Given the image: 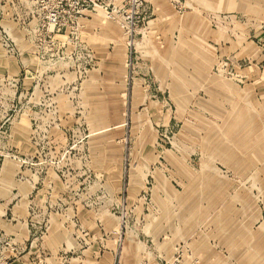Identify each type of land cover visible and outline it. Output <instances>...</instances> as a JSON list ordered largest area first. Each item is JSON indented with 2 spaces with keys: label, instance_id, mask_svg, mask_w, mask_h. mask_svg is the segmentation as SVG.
<instances>
[{
  "label": "rangeland",
  "instance_id": "374dc122",
  "mask_svg": "<svg viewBox=\"0 0 264 264\" xmlns=\"http://www.w3.org/2000/svg\"><path fill=\"white\" fill-rule=\"evenodd\" d=\"M101 1L0 0V264H264V0Z\"/></svg>",
  "mask_w": 264,
  "mask_h": 264
},
{
  "label": "built area",
  "instance_id": "2783aa9c",
  "mask_svg": "<svg viewBox=\"0 0 264 264\" xmlns=\"http://www.w3.org/2000/svg\"><path fill=\"white\" fill-rule=\"evenodd\" d=\"M105 1H106V0H102L100 4H101V5H104L106 9H108V8H112V10H113V11H116V12H117V10H118V11L120 10L118 0H107V2H105ZM123 1H125V0H123ZM131 1L133 2V4H131ZM134 1H135V0H126V4H130V6L133 8V6H134ZM102 3H104V4H102ZM126 21H127V22H131L132 20H129V19H128V20H126ZM3 82L9 84L8 79H6V78L3 79Z\"/></svg>",
  "mask_w": 264,
  "mask_h": 264
},
{
  "label": "crops",
  "instance_id": "0c3cea01",
  "mask_svg": "<svg viewBox=\"0 0 264 264\" xmlns=\"http://www.w3.org/2000/svg\"><path fill=\"white\" fill-rule=\"evenodd\" d=\"M2 169H5L4 170V172L7 174V175H4V173H3V170H2V174H1V177H2V179H0V183L2 184V183H4L6 180H8V178H9V174L11 173V169H13V166H7V168H3L2 167ZM9 172V173H8ZM20 196V200L22 199V197H23V195L21 196V195H19ZM4 197V196H3ZM3 197H0V205H2V206H4V205H6L7 203H9V200L7 199V198H3ZM17 217H18V215H17ZM20 219V218H19ZM23 231L24 232H26V230L23 228Z\"/></svg>",
  "mask_w": 264,
  "mask_h": 264
}]
</instances>
